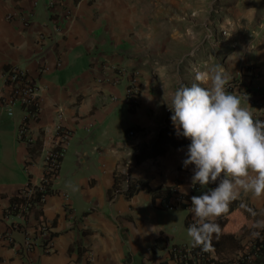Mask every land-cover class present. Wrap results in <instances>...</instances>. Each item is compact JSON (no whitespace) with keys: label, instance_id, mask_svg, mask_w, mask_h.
<instances>
[{"label":"crops","instance_id":"obj_1","mask_svg":"<svg viewBox=\"0 0 264 264\" xmlns=\"http://www.w3.org/2000/svg\"><path fill=\"white\" fill-rule=\"evenodd\" d=\"M205 64L221 65L228 81L245 84L249 105L243 94L229 93L253 118L262 115L264 0H0V94L9 93L5 74L16 68L39 101L35 119L19 104L11 116L0 107V264H169L171 248L187 244L170 234L168 215L180 210L194 222L191 197L214 184L192 186L184 137L186 147L163 156L137 162L135 155L173 125L167 103L181 84L210 86L195 80L194 68ZM135 73L139 94L128 103L124 90ZM22 125L30 142L18 139ZM58 125L70 137L54 193L41 206V228L45 238L52 235L45 247L35 212L8 210L12 197L41 183ZM116 178L118 189L138 179L148 191L125 197L112 190ZM163 189L171 200L152 197ZM185 196L186 207L165 208ZM229 205L209 248L218 260L238 254L264 220V198L241 190Z\"/></svg>","mask_w":264,"mask_h":264},{"label":"clouds","instance_id":"obj_2","mask_svg":"<svg viewBox=\"0 0 264 264\" xmlns=\"http://www.w3.org/2000/svg\"><path fill=\"white\" fill-rule=\"evenodd\" d=\"M205 69L194 68L195 80L210 86L181 84L167 105L177 135L190 140L182 163L185 168L195 166L192 186L217 185L191 197L189 243L207 252L220 231L217 218L241 190L264 198V121L254 120L241 97L226 90L228 78L221 65L205 64ZM243 96L249 105V97ZM256 226L264 228V220Z\"/></svg>","mask_w":264,"mask_h":264},{"label":"built area","instance_id":"obj_3","mask_svg":"<svg viewBox=\"0 0 264 264\" xmlns=\"http://www.w3.org/2000/svg\"><path fill=\"white\" fill-rule=\"evenodd\" d=\"M225 35V32H222ZM254 46L251 44L249 50H252ZM249 74L254 73V68L249 67L245 69ZM5 81L10 86L9 93L5 96L0 94V107L5 106L6 112L9 116L13 114L12 109L15 105L19 104L24 112L28 115L29 118L35 119L38 114V94L35 86L27 79L25 73L22 71L11 68L5 74ZM238 86L236 81L230 80L226 85V90L228 92L237 91ZM139 94V86L137 80V73L132 76L129 80L125 90H124V99L128 103H133ZM261 102H264L263 97ZM264 105V104H263ZM261 106V109L264 106ZM262 115L260 117L264 118V110L261 111ZM257 117H254V119ZM55 135L51 140V147L47 149L44 156V176L41 181H44L45 184L50 183L57 174L58 165L60 159L63 157V154L68 148L69 144V131L63 126L55 127ZM132 132H129V135H132ZM18 139L30 142V134L27 130L26 125L20 126L18 129ZM218 183V182H217ZM40 190H43L41 185H37ZM217 185L214 184L213 188ZM34 186H27L21 191V197L28 202L34 195ZM65 198L67 196L65 195ZM45 199V198H43ZM187 204L186 200L181 197H177L172 201H167L165 203L166 209H173L178 205ZM20 217H23L19 215ZM40 236L45 241L47 234L46 228L43 226L39 230ZM24 246L28 249L31 246V240L26 237L24 240ZM49 243L45 247H48ZM250 243L247 240L243 249L236 254L234 257L227 260H218L210 256V254H205L201 247H192L191 245H179L173 246L170 250L171 258L169 264H255L254 263V253H250Z\"/></svg>","mask_w":264,"mask_h":264},{"label":"trees","instance_id":"obj_4","mask_svg":"<svg viewBox=\"0 0 264 264\" xmlns=\"http://www.w3.org/2000/svg\"><path fill=\"white\" fill-rule=\"evenodd\" d=\"M251 74H253V73H251ZM236 85L238 86V89L236 91L237 93L245 94V93L250 92L249 88L245 84L240 83V82H236ZM262 97L264 99V92L262 93ZM167 116H168V121H169V117L172 116V112L170 110L168 111ZM254 120L264 121V118L259 116V117L255 118ZM28 144H30V143H28ZM186 146H187V143L183 140V137L178 136L176 128L168 122L164 127L161 128L159 136L154 141V143L149 148L140 149L137 152V154L135 155V158H136L137 162H142L143 160H146L148 158H157L159 156H163L171 148L186 147ZM118 184H119V180H118V178H116L115 182H114V187L112 190L115 192H119V193L121 192L125 197H131L141 190H147L148 191L146 184L144 182H142L141 180H138V179H129L126 182L124 189H118ZM40 185L43 188V190H40V188L38 186H34V188H35L34 195L30 200H28V202L27 201L25 202L24 199H22L18 196L12 197L11 198V205H10L9 210H8V211L12 212L13 214L20 213L22 215V214H24L22 210H23L24 206H26L28 213L35 212V217L38 220V223L35 225L36 230L41 229V221H43V218L41 215V206L45 202V199H43V198H46L50 194L54 193V190L51 189V182L48 184H45L44 181H41ZM152 197L153 198H162V199H167V200L172 199L171 192L169 190H166V189L154 192L152 194ZM187 198H189V197L185 196L184 199H187ZM233 202H235V201H233ZM231 205H233V203H231ZM231 205L228 206L226 213H229L232 211ZM184 206L186 207L187 204ZM192 223L193 222L188 218L185 220L186 227H189ZM46 229H47V227H46ZM257 232L259 233V235L254 236L253 234L257 233ZM51 236L52 235L50 234L48 239L43 241L44 246H46V244L49 243ZM247 240L249 241V243L251 245L250 253H254V255H255L254 263L255 264H264V228H255L253 230V233L251 235H249ZM203 252L205 254H209V250L207 252H205V251H203Z\"/></svg>","mask_w":264,"mask_h":264},{"label":"rangeland","instance_id":"obj_5","mask_svg":"<svg viewBox=\"0 0 264 264\" xmlns=\"http://www.w3.org/2000/svg\"><path fill=\"white\" fill-rule=\"evenodd\" d=\"M207 35L209 36L210 33L207 32ZM225 35L222 34V36ZM212 43L216 44L214 41ZM168 217L171 219V221H174V224L171 225L173 230L172 229L170 230L171 232L170 234L174 235L175 238L180 239L185 244L190 245L189 238L187 236V228L184 226L185 215H182V211L180 210L171 211Z\"/></svg>","mask_w":264,"mask_h":264}]
</instances>
